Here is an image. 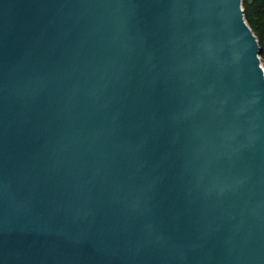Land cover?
Instances as JSON below:
<instances>
[{"label": "water", "instance_id": "95a60500", "mask_svg": "<svg viewBox=\"0 0 264 264\" xmlns=\"http://www.w3.org/2000/svg\"><path fill=\"white\" fill-rule=\"evenodd\" d=\"M243 1L0 0V264H264Z\"/></svg>", "mask_w": 264, "mask_h": 264}, {"label": "trees", "instance_id": "16d2710c", "mask_svg": "<svg viewBox=\"0 0 264 264\" xmlns=\"http://www.w3.org/2000/svg\"><path fill=\"white\" fill-rule=\"evenodd\" d=\"M243 9L245 19L259 41L264 66V0H244Z\"/></svg>", "mask_w": 264, "mask_h": 264}, {"label": "rangeland", "instance_id": "374dc122", "mask_svg": "<svg viewBox=\"0 0 264 264\" xmlns=\"http://www.w3.org/2000/svg\"><path fill=\"white\" fill-rule=\"evenodd\" d=\"M263 68H264V66H263Z\"/></svg>", "mask_w": 264, "mask_h": 264}]
</instances>
